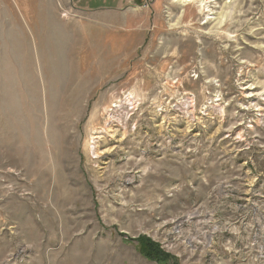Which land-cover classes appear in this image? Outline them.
Listing matches in <instances>:
<instances>
[{"label":"rangeland","instance_id":"obj_1","mask_svg":"<svg viewBox=\"0 0 264 264\" xmlns=\"http://www.w3.org/2000/svg\"><path fill=\"white\" fill-rule=\"evenodd\" d=\"M206 2L0 0V264H264V0Z\"/></svg>","mask_w":264,"mask_h":264},{"label":"trees","instance_id":"obj_2","mask_svg":"<svg viewBox=\"0 0 264 264\" xmlns=\"http://www.w3.org/2000/svg\"><path fill=\"white\" fill-rule=\"evenodd\" d=\"M139 252L140 254L148 261H155L159 264H164L166 262L165 259L160 260L161 254L155 244L150 243L145 240L143 243H139Z\"/></svg>","mask_w":264,"mask_h":264},{"label":"bare ground","instance_id":"obj_3","mask_svg":"<svg viewBox=\"0 0 264 264\" xmlns=\"http://www.w3.org/2000/svg\"><path fill=\"white\" fill-rule=\"evenodd\" d=\"M174 2H178L182 5L184 4H192V3H199V5L203 8L205 4H207L206 0H174ZM209 3V2H208ZM207 9V8H206ZM206 13H210V11L206 10ZM214 19V18H213ZM206 20H210V17H208ZM242 33V32H241ZM8 76V74H7ZM249 84V83H248ZM7 86V85H6ZM249 89V88H248ZM251 90V89H250ZM5 94V93H4ZM115 108V106H114ZM9 111V110H8ZM10 112V111H9ZM8 117V116H7ZM107 152V151H106ZM136 166V165H135Z\"/></svg>","mask_w":264,"mask_h":264}]
</instances>
